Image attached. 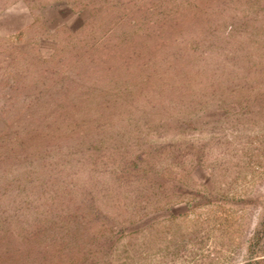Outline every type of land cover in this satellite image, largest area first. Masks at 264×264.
Wrapping results in <instances>:
<instances>
[{
  "label": "trees",
  "instance_id": "1",
  "mask_svg": "<svg viewBox=\"0 0 264 264\" xmlns=\"http://www.w3.org/2000/svg\"><path fill=\"white\" fill-rule=\"evenodd\" d=\"M13 1L0 0V8ZM23 1L31 22L49 33L52 62L45 75L33 73L22 88L18 84L24 75L11 73L5 78L10 87L3 92L12 103L23 99L19 113L32 109L46 93L54 101L35 114L27 112L30 120L16 131L14 143L2 141L0 264L23 261L35 250L43 255L51 236L60 238V247L72 241L77 252L73 257L80 262H94L102 248L108 254L112 250L106 245L107 225L92 227L93 216L102 213L95 201L112 194L110 179L121 182L117 166L137 171L143 153V144L125 141L130 133L126 124L134 129H151L166 120L191 124L211 97L218 105L226 103L218 86L221 76L209 79L205 44L212 41L215 54H220L227 48L223 37L236 39L246 33L250 40L263 38L264 9L242 12L235 5L238 0ZM43 9L55 12L61 22L49 26ZM62 9L82 19L72 26L61 19ZM237 43L228 46L231 62L244 59L241 65L249 72L255 65L241 50L242 42ZM213 68L212 74L224 71L221 62ZM68 69L75 71V81L64 73ZM58 82L59 88L53 89ZM207 87H212V95ZM10 122L5 114L1 127ZM113 157L119 160L117 166L111 164ZM262 236L264 221L252 240Z\"/></svg>",
  "mask_w": 264,
  "mask_h": 264
},
{
  "label": "rangeland",
  "instance_id": "2",
  "mask_svg": "<svg viewBox=\"0 0 264 264\" xmlns=\"http://www.w3.org/2000/svg\"><path fill=\"white\" fill-rule=\"evenodd\" d=\"M257 1L238 0L235 5L242 12L264 9V0ZM42 11L49 26L61 22L55 12ZM60 15L72 26L82 19L65 9ZM31 18L23 0L0 8V151L6 145L3 140L14 143L16 131L27 125L29 110L35 114L54 101L46 93L32 109L19 113L23 99L12 103L3 92L10 87L5 78L11 73L24 75L18 84L22 88L33 73L45 75L52 62L49 55L54 44L49 33ZM246 36H222L227 50L220 54H215L212 41L205 44L209 79L221 76L215 86H220L226 103L218 105V99L211 97L191 124L166 120L151 129L126 124L130 133L125 141L130 146L143 144L139 169L120 168L118 158H112L121 182L119 178L108 181L112 194L97 197L95 204L102 213L91 219L93 228L107 225L109 254L102 248L96 261L80 262L73 257L72 252H77L72 241L60 247V238L51 236L43 255L37 256L35 250L36 255L11 264H264V236L255 243L252 240L255 228L264 221V37L250 40ZM237 42H242L241 50L255 65L249 72L242 67L244 59L231 62L228 46ZM217 62L224 71L212 74ZM56 68H61L58 62ZM71 69L64 73L75 81ZM58 84L52 88H59ZM206 89L212 95V87ZM5 114L11 122L2 128Z\"/></svg>",
  "mask_w": 264,
  "mask_h": 264
}]
</instances>
